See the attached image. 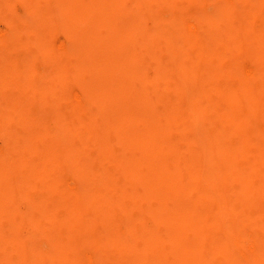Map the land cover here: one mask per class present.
I'll use <instances>...</instances> for the list:
<instances>
[{"label":"bare ground","instance_id":"obj_1","mask_svg":"<svg viewBox=\"0 0 264 264\" xmlns=\"http://www.w3.org/2000/svg\"><path fill=\"white\" fill-rule=\"evenodd\" d=\"M0 23V264H264V0Z\"/></svg>","mask_w":264,"mask_h":264},{"label":"rangeland","instance_id":"obj_2","mask_svg":"<svg viewBox=\"0 0 264 264\" xmlns=\"http://www.w3.org/2000/svg\"><path fill=\"white\" fill-rule=\"evenodd\" d=\"M0 26H1V23H0Z\"/></svg>","mask_w":264,"mask_h":264}]
</instances>
